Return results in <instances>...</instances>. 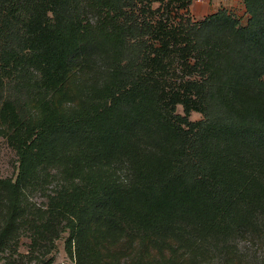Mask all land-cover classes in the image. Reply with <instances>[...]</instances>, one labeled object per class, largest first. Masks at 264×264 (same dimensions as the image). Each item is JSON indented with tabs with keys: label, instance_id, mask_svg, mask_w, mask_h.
I'll list each match as a JSON object with an SVG mask.
<instances>
[{
	"label": "trees",
	"instance_id": "obj_1",
	"mask_svg": "<svg viewBox=\"0 0 264 264\" xmlns=\"http://www.w3.org/2000/svg\"><path fill=\"white\" fill-rule=\"evenodd\" d=\"M143 1L0 0L3 264L61 232L70 264H246L242 239L264 264V0L179 25Z\"/></svg>",
	"mask_w": 264,
	"mask_h": 264
},
{
	"label": "rangeland",
	"instance_id": "obj_2",
	"mask_svg": "<svg viewBox=\"0 0 264 264\" xmlns=\"http://www.w3.org/2000/svg\"><path fill=\"white\" fill-rule=\"evenodd\" d=\"M144 4H149L152 12H146L147 17L152 22H156L159 19L165 25H179L190 21H198L205 15L216 11L220 7L226 8L231 14L239 19L241 23H245L247 19V12L243 0H145L139 2L136 5V10H140ZM93 19V15L89 14ZM78 73V77L87 76L86 73L81 71H75ZM80 73V74H79ZM33 102L29 106L33 108ZM66 102V105H69ZM176 110L182 112L180 104L176 105ZM201 117L199 111L192 110L189 114L190 119H198ZM17 171L16 154L13 148L8 144L4 136H0V177H15ZM54 169L52 170V176L43 185L42 189H33L27 193V199L30 202H34L37 205H43L46 201L44 193L48 192L55 186L57 177L53 176ZM65 232H61L60 236L54 240V245L50 246L46 252V258L52 257V264H70L73 262V258L65 250L64 238ZM29 236L26 231H21L19 235V243L17 250L21 253H26L29 243ZM99 248V247H98ZM238 252L243 254L242 258L246 264H258V259L261 255V246L259 243L248 242L246 239H242L237 243ZM100 249V248H99ZM101 252V249H100ZM102 255V252H101ZM14 256H18L14 254ZM103 258L105 255H102ZM15 264H35L34 259L22 257L18 258ZM215 259V258H214ZM0 264H3V259L0 258ZM211 264H223L221 259H215Z\"/></svg>",
	"mask_w": 264,
	"mask_h": 264
}]
</instances>
